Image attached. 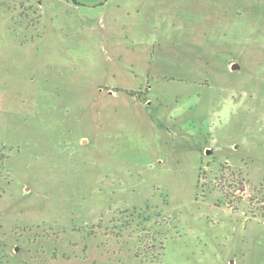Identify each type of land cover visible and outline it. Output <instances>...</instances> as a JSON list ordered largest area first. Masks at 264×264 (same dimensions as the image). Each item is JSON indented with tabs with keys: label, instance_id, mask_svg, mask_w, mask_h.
Segmentation results:
<instances>
[{
	"label": "rangeland",
	"instance_id": "rangeland-1",
	"mask_svg": "<svg viewBox=\"0 0 264 264\" xmlns=\"http://www.w3.org/2000/svg\"><path fill=\"white\" fill-rule=\"evenodd\" d=\"M0 264H264V0H0Z\"/></svg>",
	"mask_w": 264,
	"mask_h": 264
},
{
	"label": "water",
	"instance_id": "water-1",
	"mask_svg": "<svg viewBox=\"0 0 264 264\" xmlns=\"http://www.w3.org/2000/svg\"><path fill=\"white\" fill-rule=\"evenodd\" d=\"M233 69H235V70H236V69H239V65H237V64L234 65ZM112 93H113V92H112ZM209 153H210V151H209Z\"/></svg>",
	"mask_w": 264,
	"mask_h": 264
},
{
	"label": "trees",
	"instance_id": "trees-1",
	"mask_svg": "<svg viewBox=\"0 0 264 264\" xmlns=\"http://www.w3.org/2000/svg\"><path fill=\"white\" fill-rule=\"evenodd\" d=\"M129 94H130L131 96H135L133 92H130Z\"/></svg>",
	"mask_w": 264,
	"mask_h": 264
}]
</instances>
